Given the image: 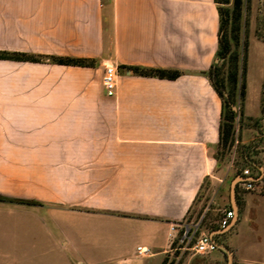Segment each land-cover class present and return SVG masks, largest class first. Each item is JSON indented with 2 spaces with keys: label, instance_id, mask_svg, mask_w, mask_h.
Returning a JSON list of instances; mask_svg holds the SVG:
<instances>
[{
  "label": "crops",
  "instance_id": "0c3cea01",
  "mask_svg": "<svg viewBox=\"0 0 264 264\" xmlns=\"http://www.w3.org/2000/svg\"><path fill=\"white\" fill-rule=\"evenodd\" d=\"M220 19L215 0H0V52L98 60L0 59V195L35 202L0 201V264H162L171 226L217 180ZM119 65L180 74L119 70L110 97ZM137 240L148 260L126 254Z\"/></svg>",
  "mask_w": 264,
  "mask_h": 264
},
{
  "label": "rangeland",
  "instance_id": "374dc122",
  "mask_svg": "<svg viewBox=\"0 0 264 264\" xmlns=\"http://www.w3.org/2000/svg\"><path fill=\"white\" fill-rule=\"evenodd\" d=\"M109 15L111 17V11ZM239 35L242 55L245 52L244 44L248 45L245 100H242L238 90L233 95V100L230 99L231 88L226 79L228 66H222V62L217 60L222 67L221 78L226 79L222 92L229 99V105L236 107L235 142L230 149H217V180L205 181L189 219L185 221L200 223V233L217 237L219 245L233 253V259L229 262L227 253L218 249L216 258L212 253L198 254L193 243L181 245L175 242L170 244L168 253L164 256L163 262L166 264H264V0H245ZM107 50H112L109 33ZM210 76L212 77L211 72ZM247 152L250 158H246ZM247 170L249 174L245 173ZM249 181L253 182L250 189L247 188ZM233 189L237 208L243 215L226 229L211 230L209 226L213 223L220 225V215L223 216L233 205ZM61 232L47 225V240L58 239ZM244 242L247 244V251L243 250ZM141 243L143 242L139 240L129 241L126 254L131 257L138 254L137 246ZM52 249L53 246L47 242L48 255L56 253ZM65 252L71 253V250Z\"/></svg>",
  "mask_w": 264,
  "mask_h": 264
},
{
  "label": "trees",
  "instance_id": "16d2710c",
  "mask_svg": "<svg viewBox=\"0 0 264 264\" xmlns=\"http://www.w3.org/2000/svg\"><path fill=\"white\" fill-rule=\"evenodd\" d=\"M218 5L220 14V31H219V49L216 58L222 62V66H228L227 82L230 85L229 97L233 100L236 90L240 93L242 100H245L247 94V43L244 44V54L240 51L242 43L239 32L241 30V20L243 16V8L245 0H215ZM1 60H11L19 62L43 63L51 62L59 65L76 66V67H96L97 59L74 58V57H58V56H38L31 53L21 52H0ZM119 70L132 71L136 76L153 77L159 79H175L179 76L180 71L161 68H149L143 66L119 65ZM212 80L215 90L223 100L222 121L220 126V140L218 151L230 149L235 142L236 118L237 112L229 105L225 98L222 88L225 86L226 79H222V67L216 62L211 68ZM242 72V74H241ZM241 74V75H240ZM249 153H246V158ZM250 158V157H249ZM218 161V157H217ZM246 176V175H244ZM0 201H9L16 204L32 205L34 201L9 198L0 195ZM190 215V214H189ZM220 215L219 219L221 220ZM189 219V218H188ZM187 219V220H188ZM218 219V220H219ZM211 230L221 229L220 225L211 224ZM162 264H166L164 261Z\"/></svg>",
  "mask_w": 264,
  "mask_h": 264
},
{
  "label": "built area",
  "instance_id": "2783aa9c",
  "mask_svg": "<svg viewBox=\"0 0 264 264\" xmlns=\"http://www.w3.org/2000/svg\"><path fill=\"white\" fill-rule=\"evenodd\" d=\"M118 73V66H106L103 85L110 97H115L117 94ZM245 173L249 174V171L247 170ZM252 186L253 182L249 181L247 183V188L250 189L252 188ZM234 217V211H225L220 220V227L223 229L230 227ZM200 230V223H183L180 225L173 224L171 226L170 233L171 243L178 242L181 245H185L186 243H193L194 250L201 255L216 251L218 249V244L216 243V241H214L213 237L205 233H200ZM137 251L138 255L142 257L146 256V254L148 253V250L143 247H138Z\"/></svg>",
  "mask_w": 264,
  "mask_h": 264
},
{
  "label": "water",
  "instance_id": "95a60500",
  "mask_svg": "<svg viewBox=\"0 0 264 264\" xmlns=\"http://www.w3.org/2000/svg\"><path fill=\"white\" fill-rule=\"evenodd\" d=\"M232 108H233V110H236V107L235 106H232ZM232 193H233V205L237 208V204H236V200H235V191H234V189L232 190ZM219 247L221 249H223V251H225L227 253V255L229 257V262H231L232 259H233V253L229 252L228 249L225 246H220L219 245Z\"/></svg>",
  "mask_w": 264,
  "mask_h": 264
}]
</instances>
